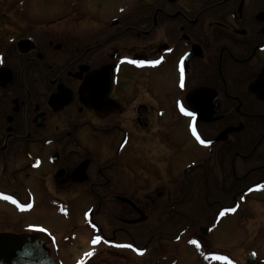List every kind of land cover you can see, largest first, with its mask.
<instances>
[{"label": "flooded vegetation", "instance_id": "af4514ba", "mask_svg": "<svg viewBox=\"0 0 264 264\" xmlns=\"http://www.w3.org/2000/svg\"><path fill=\"white\" fill-rule=\"evenodd\" d=\"M28 1L0 0V233L54 264H241L214 233L264 211V0Z\"/></svg>", "mask_w": 264, "mask_h": 264}, {"label": "rangeland", "instance_id": "374dc122", "mask_svg": "<svg viewBox=\"0 0 264 264\" xmlns=\"http://www.w3.org/2000/svg\"><path fill=\"white\" fill-rule=\"evenodd\" d=\"M45 2H43V0H29L27 3V7L29 8L28 13L32 12L35 14H59L64 11L65 6L55 5V1L53 0H50V2L52 3ZM258 201V199L252 200V208L254 207L255 210H253L254 213L250 216L252 218H248L245 220L246 222H248V225L244 224V230L242 229V227L237 226L235 223L233 224V219H225L220 222L218 230L216 231V233H214V240L219 247L229 248L232 246L231 249L234 262L244 264V255L248 250L256 252L258 259L264 260V233L263 231H260V235L258 238L256 237L258 235L257 233L256 236H253L252 231L256 232L257 230L256 227H253L252 223H250L252 221H254L255 223H264V211L262 210L263 205H261V203H258ZM50 216L51 215L49 213H46L44 218L42 216H40L42 218L34 216L33 218L35 220L48 222L47 219H50ZM187 260H189V257L186 259V263Z\"/></svg>", "mask_w": 264, "mask_h": 264}, {"label": "water", "instance_id": "95a60500", "mask_svg": "<svg viewBox=\"0 0 264 264\" xmlns=\"http://www.w3.org/2000/svg\"><path fill=\"white\" fill-rule=\"evenodd\" d=\"M0 264H54L40 254L37 244L25 234L0 233ZM246 264H260L254 253H249Z\"/></svg>", "mask_w": 264, "mask_h": 264}, {"label": "snow or ice", "instance_id": "6c2138e0", "mask_svg": "<svg viewBox=\"0 0 264 264\" xmlns=\"http://www.w3.org/2000/svg\"><path fill=\"white\" fill-rule=\"evenodd\" d=\"M131 62H132V63H137L136 61H131ZM140 63H143V62H140ZM151 63H152L153 65H155V64H159L160 61H158V60H157V61H152ZM180 87H181V88L184 87V83H183V75H181ZM177 103H178V106L180 107V111H181V112H183L185 115H188L189 117H192L193 120L195 119V112H193V111H188V110L184 107V105H183L182 103H180L179 101H178ZM189 127L191 128V130H192V132H193V135L196 136V139H197L201 144H205L206 141L203 140V139H201L200 136L197 134V132H196V128H195L194 124H190ZM261 187H264V186H261ZM2 198H3L4 200H6V201H11V202L14 203V204H17V203H18L15 199H13L12 196H9V195H4ZM18 206H20L21 208L25 207V205H18ZM26 207L30 208L31 205H30V204H29V205H26ZM231 211L234 212L235 209H231ZM220 215L223 216L224 213L221 212ZM99 240H100V237H96L95 240L93 241V243H96V242H98ZM190 243L195 244V245H197V247H199V244H198V242H197L196 240H192V241H190ZM118 246H120V247H127V248H132V247H133L131 244H127V245H118ZM134 250L138 251L139 254H141V255L143 254V252L139 251L138 249H134ZM86 255L91 256V255H93V253H92V252H89V253H87ZM214 259H226V257H214Z\"/></svg>", "mask_w": 264, "mask_h": 264}]
</instances>
